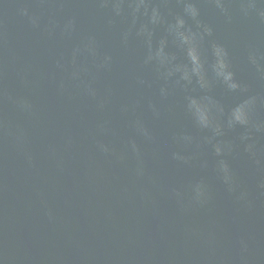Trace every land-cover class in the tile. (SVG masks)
I'll list each match as a JSON object with an SVG mask.
<instances>
[{
    "label": "water",
    "instance_id": "obj_1",
    "mask_svg": "<svg viewBox=\"0 0 264 264\" xmlns=\"http://www.w3.org/2000/svg\"><path fill=\"white\" fill-rule=\"evenodd\" d=\"M133 3L117 15V0H0V264H264V73L248 58L264 55V20L242 0H228L230 20L198 0L213 29L202 53L225 46L245 91L193 89L144 63L147 17ZM150 4L170 21L183 12L179 0ZM152 31L185 62L165 24ZM190 96L211 99L223 136L197 125ZM250 96L251 124L228 129Z\"/></svg>",
    "mask_w": 264,
    "mask_h": 264
},
{
    "label": "clouds",
    "instance_id": "obj_2",
    "mask_svg": "<svg viewBox=\"0 0 264 264\" xmlns=\"http://www.w3.org/2000/svg\"><path fill=\"white\" fill-rule=\"evenodd\" d=\"M210 2L225 17L229 20L231 19L228 0H210ZM117 3L119 6H115V11L117 15H120L123 11L124 0H117ZM179 3L183 5V12L182 14L169 12L168 15L172 16L171 21L161 12L159 6H152L150 0H134V3L130 5L133 9L132 15L134 18L139 15L147 17V22L141 25L137 31L138 36L146 37L148 45V53L144 63L149 65L154 64L163 80L169 81L175 78V83L180 85L183 82L184 87L193 86V89L197 86L199 88H207L215 80L225 85L232 92L245 91L244 84L237 78V74L232 67L230 55L225 46L214 43L206 55L202 53L200 44L205 37L212 35L213 29L201 19V9L198 6V0H179ZM258 4L264 5V0H242L240 7L245 15L250 10L256 9L260 19L264 20V7H258ZM133 23L135 24V19ZM161 24L167 26L168 33L174 37L175 41L178 42V45L184 51L185 62H178L175 55L166 51V40L161 41L158 47L153 46L152 29ZM126 39L127 34L125 35ZM248 58L258 72L264 73V64H261V61H264V55L258 56L257 53L251 52ZM110 61L111 57L106 56L105 65ZM160 91L162 95H167V88H161ZM187 99V108L201 129H211L214 133L213 138L225 134L224 127L214 126L210 98L190 96ZM255 102L256 97L250 96L236 105L228 116L226 127L228 129L237 126L248 127L251 124V109ZM140 130L144 135H148L147 129L140 127ZM257 130H260V126H257ZM185 139L191 138L185 137ZM241 139L246 140L248 136L244 135ZM131 144L133 151L139 154L134 140ZM101 147L105 152L109 151L106 145H101ZM247 148L248 151H252L253 145L249 144ZM215 153L217 156H221L224 153V148L221 144L215 145ZM174 158L184 159L178 154H174ZM217 167L222 173L223 181L229 186V190L234 191L233 175L228 163L221 159ZM177 195L179 196L180 194L177 193ZM205 196L206 189L203 183L196 184L194 186V200L201 201ZM243 196L244 194H241V198Z\"/></svg>",
    "mask_w": 264,
    "mask_h": 264
}]
</instances>
